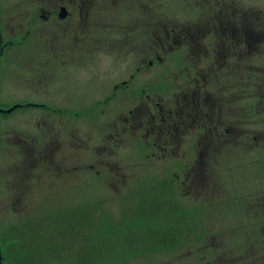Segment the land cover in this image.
I'll list each match as a JSON object with an SVG mask.
<instances>
[{"label":"rangeland","instance_id":"1","mask_svg":"<svg viewBox=\"0 0 264 264\" xmlns=\"http://www.w3.org/2000/svg\"><path fill=\"white\" fill-rule=\"evenodd\" d=\"M147 3L149 28L136 32L122 12L110 16L108 3L101 6L102 30L88 29L84 39L100 35L99 47L86 48L80 62H53L63 70L52 83L41 68L49 49L39 48L53 39L52 31H6V37L39 44L28 55L6 56L0 104L46 101L58 108L18 107L1 114L3 264H264V46L245 57L253 67L234 68L229 77L225 67L210 74L206 85L196 80L198 62L188 60L190 44L162 52V61L147 66L139 62L137 45L175 31L152 25L159 17L179 29L211 21L200 28L206 45L191 58L199 60L208 50L206 60L213 62L217 43L245 19V10L260 14L264 32V0ZM228 7L227 27H218L223 14L215 11ZM131 39L133 46L126 42ZM74 68L83 73L69 76ZM223 83L227 95H245L227 100L211 137L203 129L213 123L206 114L182 134L179 123L176 135L159 138L153 128H131L128 118L138 112L139 100L154 103H143V110L162 129L161 109L173 108L183 92L193 86L202 94L206 86L222 92ZM22 138L27 142L19 143Z\"/></svg>","mask_w":264,"mask_h":264},{"label":"flooded vegetation","instance_id":"2","mask_svg":"<svg viewBox=\"0 0 264 264\" xmlns=\"http://www.w3.org/2000/svg\"><path fill=\"white\" fill-rule=\"evenodd\" d=\"M105 3H108L109 5L107 10L110 16L117 15L118 11L122 12L120 15L125 16L126 22L130 23L134 27L135 32L138 30H147L149 28L150 5H148L147 0H140L138 3L134 2V5L132 0H0V72L2 63L4 64L7 62L6 56H11V58H18L23 54L28 55L32 53L33 50L38 49L37 45L39 44V42L36 41H27L26 36L19 37V39H15L14 35H12L11 37H6V31L16 32L23 29L31 31L32 29H37L36 26H41L47 28L48 30H51L53 37V39L48 40L43 45V47H39L43 49H49V59L46 58V63L41 65V68L43 69V71H45V73L42 75H48V77L52 80L51 83L53 81H56L55 78L61 73L63 69L62 67L57 68L53 62L61 61L63 65H66L68 64L67 62L72 61L80 62L84 58V52L86 48L95 49L99 47L101 43L100 35L98 36V39H94L91 42H87L84 40L86 37L85 31L92 28L98 30L99 32L102 30V25H104L105 23L101 22V11L106 10V8H102L101 6H103ZM12 5H17V8H12ZM217 12L218 11H215V13ZM159 18L160 19L152 20L151 24L167 31H175L173 33H169L168 35L159 34L157 40H155L154 37V42L151 44L150 49L148 47V45L150 44L146 40V37L145 42H143L142 44H137L141 46V48L138 49H140L142 52H140L141 58H139V62L141 64H144L145 66H147V63L153 64L154 59L162 61L164 59V55L168 54L174 49V42H176V37L178 36L176 32L177 30H179L178 27L170 25L167 22L161 21V17ZM116 22L117 20H114L111 23V27L114 25L116 26ZM204 22V20H197L192 23V25L185 26L187 28L193 29L189 30V35L191 36V41L189 42L190 53L191 47L195 42L201 43L202 46L206 45L205 40L202 39L205 34L201 32L202 30H200V28L202 26H209L211 24V21H208L206 23ZM197 24L200 25L198 26ZM106 29L109 31V28ZM207 31L211 33L215 32L216 30H214L213 26ZM61 32L63 33L60 34ZM130 34H132V32H130ZM134 41L135 39H131L126 42L131 43L133 46ZM222 44L223 51L225 53L224 61H219V58L217 60V63L216 58H214L213 62L212 59L205 60L210 64L212 63V68L214 71L219 72V70H222V72H226L225 67H227L229 71L226 72L225 75L229 77L231 75V71L235 70L234 68L238 69V67H242L243 65L246 66L247 69L253 67L247 61L249 57H245H247V55L250 53L259 52V47H253V49H251L249 46H246L245 42H243V44H233L228 41L221 42L219 40V42L217 43L219 47ZM205 51L208 52V50ZM205 51L204 53H206ZM162 52L167 53L161 54ZM149 54L151 55V58H149ZM189 55L190 54H188L187 56L188 60L190 58L193 62V59L189 57ZM10 59L8 61L9 64ZM18 66H20L19 62ZM55 68L57 69L54 72H51ZM58 69H60L61 71H59ZM76 70V68L72 69L73 73L68 75L71 76L74 73H83V70L81 72ZM195 73L196 80L199 81L200 77L199 73L197 72V68ZM224 78L225 77H223V80ZM30 80L35 83L37 82V80L34 78H30ZM191 91H193L191 93L195 96V98H197V101H199L200 103L202 102L201 96L203 97V95H207L208 93H210L209 90H207L202 94V92L196 86H193ZM222 91L225 94L226 88H223ZM237 95L244 96L245 94L243 91H240ZM32 102L34 101H29L26 103H16L9 106V108H5L0 104V117L2 113H5L6 110L11 109L15 105H19L22 108H44L50 111H54V109L58 108V106H54L46 101H41V103ZM138 102H140V104L142 105L143 103H146L148 105H154V103H149L144 99L139 100ZM153 102H155V100H153ZM204 104L205 107L210 104L209 98L204 99ZM157 112L158 108L156 110V114ZM128 119L129 123L132 125L131 128H149L151 124V121H149L146 117L145 109L141 112L135 111V114L133 111V113L129 115ZM158 120L159 119H156L155 123ZM3 132L4 127L3 125L1 127L0 123V138H2ZM79 137L82 136H77V138ZM21 141L27 142L24 138H22V140L20 139L19 143H21ZM78 146H80L79 142ZM42 147L46 148L45 145ZM34 155L37 156L36 153Z\"/></svg>","mask_w":264,"mask_h":264},{"label":"trees","instance_id":"3","mask_svg":"<svg viewBox=\"0 0 264 264\" xmlns=\"http://www.w3.org/2000/svg\"><path fill=\"white\" fill-rule=\"evenodd\" d=\"M231 10L228 8H220L217 13L223 14L222 15V20L219 21L218 27L225 28L227 27V23L225 21V18L228 13H230ZM250 11V9H247L244 11V17L245 19L242 22L232 24L228 30H224L225 34L222 35V40L223 41H228L233 44H240L243 42L246 43V46H249L251 49L253 47H259L261 48L264 46V32L259 31V19L261 18L260 14L256 12L255 10ZM182 29L177 30L178 36L176 37V42H174V48H177L183 44H189L191 41V36L189 35L190 29L181 26ZM219 32V31H218ZM220 33V32H219ZM151 37V34H150ZM151 40H154V37H151ZM150 40V41H151ZM157 40V39H155ZM197 40V37H196ZM148 41V40H147ZM148 41L149 44L152 42ZM202 44L199 42H195L192 47H191V53L189 57L192 56L193 52L197 50V48H202ZM196 49V50H195ZM206 52V51H205ZM216 63L219 58V61H224L225 59V53L223 51V44L219 47V50L216 52ZM249 55V54H248ZM247 55V56H248ZM207 58V52L204 53L202 52L201 59L202 61L199 60H193V62L197 63V72L199 73L200 80L203 81V83H206L210 74H215V71L212 68V63L210 64L209 62L205 61ZM205 61V62H204ZM205 63L206 66L203 64ZM202 79V80H201ZM223 82V79H222ZM224 85V86H223ZM225 83L222 84V89L226 88ZM209 90L210 93L207 95H203L202 102L200 103L197 101V98L191 93L193 91H185L180 95V98H176L173 108H168L165 111H162L161 109V116H164L166 118V121L163 124L162 129L155 128L153 126H156V123L152 122L149 129L153 128L154 133H156V136L159 138L163 134H168L169 132H173L176 135V130H177V124L179 123L181 125V134L184 133L185 131L188 130V126H190V122L192 119H195L198 115H204L206 114L210 120H212V126H207L206 128H203L204 130L206 129V135L208 137H211L212 135H209L208 132L210 129H216L220 127L218 125V122H223L221 120L220 115L218 112L222 110L223 107H225L227 100L230 101H236L239 99V96H230L226 95L218 89L217 91H212L210 87H205L203 92ZM209 98L210 104L205 107L204 104V99ZM144 106L141 104L138 108L137 111L141 112L143 110ZM177 108V110H175ZM263 111H264V106H263ZM232 125V124H229ZM234 126V125H232ZM196 127V126H195ZM202 129V128H199ZM214 139V136H213ZM204 158L206 159V155H204ZM201 162V160H199ZM205 168V167H204ZM206 169V168H205ZM207 175V169L205 172V176Z\"/></svg>","mask_w":264,"mask_h":264},{"label":"water","instance_id":"4","mask_svg":"<svg viewBox=\"0 0 264 264\" xmlns=\"http://www.w3.org/2000/svg\"><path fill=\"white\" fill-rule=\"evenodd\" d=\"M17 108V106H14L13 108L9 109V110H6V113H9L10 111H12L13 109ZM1 111V110H0ZM2 254L0 252V264H3V260H2Z\"/></svg>","mask_w":264,"mask_h":264}]
</instances>
